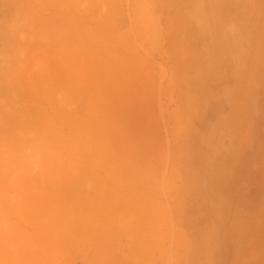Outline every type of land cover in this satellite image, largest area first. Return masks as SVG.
<instances>
[{"label": "rangeland", "instance_id": "1", "mask_svg": "<svg viewBox=\"0 0 264 264\" xmlns=\"http://www.w3.org/2000/svg\"><path fill=\"white\" fill-rule=\"evenodd\" d=\"M27 130L0 264H264V0H0L7 160Z\"/></svg>", "mask_w": 264, "mask_h": 264}, {"label": "clouds", "instance_id": "2", "mask_svg": "<svg viewBox=\"0 0 264 264\" xmlns=\"http://www.w3.org/2000/svg\"><path fill=\"white\" fill-rule=\"evenodd\" d=\"M54 156L46 140L34 130H27L18 136L11 161L5 158V147L0 143V175L11 164L17 178L22 181L40 182L50 175L48 161ZM6 189L0 183V242L6 233L4 215L6 212Z\"/></svg>", "mask_w": 264, "mask_h": 264}, {"label": "bare ground", "instance_id": "3", "mask_svg": "<svg viewBox=\"0 0 264 264\" xmlns=\"http://www.w3.org/2000/svg\"><path fill=\"white\" fill-rule=\"evenodd\" d=\"M61 44H62V43H61ZM30 49H31V48H30ZM23 60H24V59H23ZM23 60H22V61H23ZM55 63H56V62H55ZM32 73H33V72H32ZM32 76H33V75H32ZM37 77H38V76H37ZM41 83H42V80H41ZM16 113H17V112H16ZM100 196H101V195H100Z\"/></svg>", "mask_w": 264, "mask_h": 264}]
</instances>
